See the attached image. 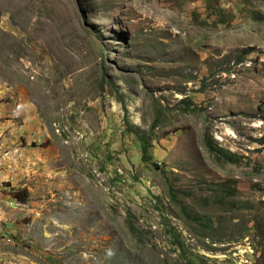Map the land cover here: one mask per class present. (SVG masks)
<instances>
[{"label": "rangeland", "instance_id": "374dc122", "mask_svg": "<svg viewBox=\"0 0 264 264\" xmlns=\"http://www.w3.org/2000/svg\"><path fill=\"white\" fill-rule=\"evenodd\" d=\"M0 264H264V0H0Z\"/></svg>", "mask_w": 264, "mask_h": 264}, {"label": "trees", "instance_id": "16d2710c", "mask_svg": "<svg viewBox=\"0 0 264 264\" xmlns=\"http://www.w3.org/2000/svg\"><path fill=\"white\" fill-rule=\"evenodd\" d=\"M141 143H142V149H143V156H142V159L143 160H146L147 159V151H148V143L145 142L143 139H141ZM209 147L210 149L214 150V147L211 143V141L209 140ZM218 151H219V155L222 156L223 158L227 159V160H230V158L233 157L232 153L229 152L228 150H225V149H221V148H218ZM25 192L26 191H20L19 194H20V199H23L24 195H25ZM17 197H19L17 195Z\"/></svg>", "mask_w": 264, "mask_h": 264}]
</instances>
